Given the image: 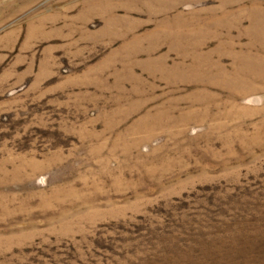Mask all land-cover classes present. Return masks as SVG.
Masks as SVG:
<instances>
[{
	"label": "rangeland",
	"instance_id": "1",
	"mask_svg": "<svg viewBox=\"0 0 264 264\" xmlns=\"http://www.w3.org/2000/svg\"><path fill=\"white\" fill-rule=\"evenodd\" d=\"M0 264H264V0H0Z\"/></svg>",
	"mask_w": 264,
	"mask_h": 264
}]
</instances>
